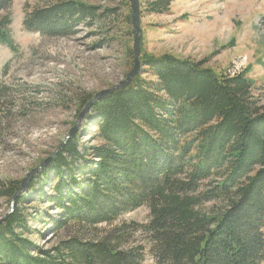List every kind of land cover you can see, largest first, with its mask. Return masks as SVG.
I'll return each instance as SVG.
<instances>
[{
	"label": "trees",
	"instance_id": "16d2710c",
	"mask_svg": "<svg viewBox=\"0 0 264 264\" xmlns=\"http://www.w3.org/2000/svg\"><path fill=\"white\" fill-rule=\"evenodd\" d=\"M13 1L0 0L3 42L12 18L1 12ZM122 1L132 9L130 0ZM170 5L147 0L146 10L161 14ZM98 10L56 0L28 10L23 22L28 31L68 37L117 8ZM126 18L133 24L132 13ZM4 89L0 84V95ZM259 90L244 72L216 73L168 54L143 61L130 86L92 106L87 128L94 130L84 136L97 144L81 145L79 133L74 135L42 173L43 186L30 184L60 216L42 212L36 219L23 210L25 196L17 199L15 212L0 226V264H142L144 248L125 235V226L47 249L31 238L41 235L31 222L99 230L143 206L149 221L133 223L129 234L144 232L157 264H264ZM91 99L84 97L82 106ZM20 189L18 182L0 181V200Z\"/></svg>",
	"mask_w": 264,
	"mask_h": 264
},
{
	"label": "rangeland",
	"instance_id": "374dc122",
	"mask_svg": "<svg viewBox=\"0 0 264 264\" xmlns=\"http://www.w3.org/2000/svg\"><path fill=\"white\" fill-rule=\"evenodd\" d=\"M55 1L14 0L1 12L9 15L12 23L7 42L0 39V84L5 88L0 95V181L18 182L21 187L75 126L86 108L81 104L84 97L93 99L125 80L134 66V25L126 20L132 13L130 6L122 0H76L99 7L100 13L107 8L117 11L94 24H81L74 36L48 37L25 29L28 10ZM139 1L141 69L146 59L168 54L201 63L216 73L244 72L260 87L264 104V0H171L170 10L161 14L148 12L147 0ZM91 109L76 133L81 145L97 144L84 136L94 130L87 128ZM49 166L31 177L13 207V197L0 200V226L15 212L17 199L22 196L23 210L36 219L42 212L60 216L49 203L37 199L36 190H30L32 182L38 190L43 186L46 177L42 173ZM149 216V208L143 206L123 213L112 224L99 226V230H80L78 226L57 230L53 224L41 226L33 221L31 226L41 235L35 233L31 238L40 247L51 249L61 240H94L107 233L104 231L125 226V235L144 248L142 264H157L144 232L139 229L129 234L133 223H147Z\"/></svg>",
	"mask_w": 264,
	"mask_h": 264
},
{
	"label": "water",
	"instance_id": "95a60500",
	"mask_svg": "<svg viewBox=\"0 0 264 264\" xmlns=\"http://www.w3.org/2000/svg\"><path fill=\"white\" fill-rule=\"evenodd\" d=\"M132 4V20L134 24V66L132 70L128 73L125 80L121 81L120 83L114 85L113 87L109 89L102 90L101 92L97 93L91 101L88 102L86 105V108L81 112V114L78 116L77 121L75 123V126L69 131V133L66 135L64 141L59 145V147L55 150V152L47 158L42 165L33 170L28 177H26L22 182L21 189L13 196L11 206L13 207L15 204V199L17 196H20L28 186V182L31 179V177L39 170L43 169L44 167L50 165L54 158L58 155V153L62 150V148L65 146V144L71 139L73 135H75L79 129L80 124L84 121L86 118L87 113L89 112V109L92 107V105L112 93L113 91L117 89H124L131 85L133 78L137 76L141 71V41L143 36V30L141 28V7H140V1L139 0H130ZM2 222V221H1ZM0 222V223H1Z\"/></svg>",
	"mask_w": 264,
	"mask_h": 264
},
{
	"label": "bare ground",
	"instance_id": "6f19581e",
	"mask_svg": "<svg viewBox=\"0 0 264 264\" xmlns=\"http://www.w3.org/2000/svg\"><path fill=\"white\" fill-rule=\"evenodd\" d=\"M134 25V24H133Z\"/></svg>",
	"mask_w": 264,
	"mask_h": 264
}]
</instances>
